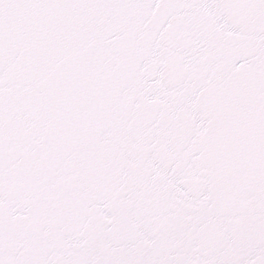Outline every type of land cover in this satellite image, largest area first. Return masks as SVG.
Instances as JSON below:
<instances>
[{
  "label": "snow or ice",
  "instance_id": "obj_1",
  "mask_svg": "<svg viewBox=\"0 0 264 264\" xmlns=\"http://www.w3.org/2000/svg\"><path fill=\"white\" fill-rule=\"evenodd\" d=\"M0 264H264V0H0Z\"/></svg>",
  "mask_w": 264,
  "mask_h": 264
}]
</instances>
